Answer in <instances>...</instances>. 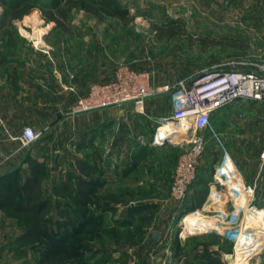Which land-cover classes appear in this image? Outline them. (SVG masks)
I'll return each instance as SVG.
<instances>
[{
    "label": "rangeland",
    "instance_id": "1",
    "mask_svg": "<svg viewBox=\"0 0 264 264\" xmlns=\"http://www.w3.org/2000/svg\"><path fill=\"white\" fill-rule=\"evenodd\" d=\"M119 1L128 9L127 15L134 17L130 22L113 17H106L102 21L84 10H75L68 30L55 28L45 36L49 22L43 18L41 10L36 9L22 19L23 23L29 25L17 21V25L7 26V34L20 32L34 49H43L50 66L66 71L62 78L68 76L70 86L77 76L74 70L80 65L86 71L84 77L87 79L99 74L105 66H110L113 74L121 65L149 71L151 83L159 88L166 83L177 84L203 71L217 67H243L245 63L260 61L264 57V0H257L254 11L243 6L235 10L223 9L217 7L218 0ZM28 19L31 21L27 22ZM170 28L176 34L169 37L167 31ZM88 71L93 72L90 77ZM150 105L156 106L155 118L158 121H153V117L133 121V116H129L130 123L126 126L120 124L111 130H99L98 137H95L97 139L93 141L97 152H94L91 139L83 138V133L76 138L74 128H70L73 119L61 122L54 140L42 144V133L34 142L39 146L46 145L51 155L43 161L48 167L42 180L46 195L56 199L54 186L64 183L72 169L79 173L77 161L86 159L90 162L100 161L104 168L106 181L99 191L103 202L118 203L114 211L101 213L102 209H97L96 214L103 217L101 225L85 220L78 224L77 233L68 235L65 248L81 241L92 247L90 252L64 263L51 264H197L196 254L204 243L209 244V249H215L216 244L221 245L225 249L221 254L222 264H231L229 254L233 253V246L219 238L214 231H198L200 233L190 234L181 240L179 238L180 229L184 228L183 213L188 205L194 203L195 189L204 188V183L191 187L183 202V211L174 209L168 213L167 209H163V205L170 204L175 165L186 147L179 144L178 137L175 142H166L163 146L154 147L148 143L151 135L167 122L164 119L172 113L166 96L159 94L151 99ZM240 115H233L234 119L222 129L224 132L221 129L218 132L239 167L241 165L251 173L261 169L256 203L264 208V106L246 117ZM158 116H161L160 119ZM206 136L209 142L200 170L205 180H212L211 173L221 153L208 132ZM80 140L82 144H79ZM147 146L154 148L147 150L141 159L132 157ZM12 157V154L1 153L0 165ZM125 157L129 162L136 163L126 174L124 167L116 170L117 164ZM20 167L22 171H28L27 166L25 168L21 164ZM109 167H112L110 172L107 171ZM242 173L249 182L250 179ZM210 182L202 206L195 209L203 210L204 214L221 207L210 204L204 209L211 193ZM150 202L157 203V206L140 213H126L130 205ZM221 204L224 205L223 200ZM209 208L211 211H208ZM145 213L153 215L149 223L140 219ZM128 217H132V223H128ZM119 221H126V225L120 226ZM28 227L27 216H14L0 209V264H40L41 253L37 251L39 242L20 241ZM158 229L164 232L161 242L153 240V233ZM185 231L190 233L184 228L183 236L186 235ZM250 263L264 264V250L252 259L245 256L239 259V264Z\"/></svg>",
    "mask_w": 264,
    "mask_h": 264
},
{
    "label": "built area",
    "instance_id": "2",
    "mask_svg": "<svg viewBox=\"0 0 264 264\" xmlns=\"http://www.w3.org/2000/svg\"><path fill=\"white\" fill-rule=\"evenodd\" d=\"M150 79L149 71L121 65L111 80L92 84L88 92L78 98L70 112L75 114L126 103L133 104L134 109L141 112L148 98L163 92L170 94L172 113L164 120L176 122L178 131L174 130L173 134L178 135L179 144L186 147L175 165L170 200L182 205L196 183L209 142L206 136L208 132L221 153L214 165L210 188H216L217 197L222 198L224 205L212 213L204 214L216 221V226L206 232L214 231L231 243L234 251L229 255L235 256L241 248L244 256L252 259L264 250V225L256 226L257 218L249 219L248 215L264 208L256 203L257 185L246 181L211 117L216 110L240 101L264 103V57L260 61L245 63L243 67H217L203 71L174 85L166 83L161 88L155 87ZM161 126L152 143L162 145L175 142L173 137H158ZM41 134L34 127L25 126L21 134L22 146H30ZM183 229H180V238L200 233L190 232L183 236ZM244 233L255 235L257 240L248 245H239Z\"/></svg>",
    "mask_w": 264,
    "mask_h": 264
},
{
    "label": "crops",
    "instance_id": "3",
    "mask_svg": "<svg viewBox=\"0 0 264 264\" xmlns=\"http://www.w3.org/2000/svg\"><path fill=\"white\" fill-rule=\"evenodd\" d=\"M256 3L257 0H218L217 7L235 10L243 6V8L254 11L257 8ZM22 19H15L11 24L17 25L18 21L20 24L26 25L27 23H23ZM38 20L37 22H39ZM30 21V19L27 20V22ZM48 22L50 27L44 31L45 36L50 32L49 30L55 29V22ZM11 24L7 26H11ZM7 26L0 28V159L1 153H9L13 157L8 159L5 164L0 165V174L12 171L20 167L21 164L27 168L28 164L25 162V158L28 155L36 157L39 161L51 157L46 145L39 146L38 143H33L30 146H22L21 134L25 126L30 125L44 133L41 138V142L44 144L52 139L54 140L53 137L59 132L62 121L73 119L70 128H74L76 138L83 133V138L91 139V144H93V141L97 139L95 137L99 135V130H111V128L120 124L126 126L130 123L129 116H133V121L145 120V118L150 117H153V121H158L155 118L157 117L155 115L156 106H151L150 102L159 94L167 97L172 109L170 94L163 92L148 98L141 112L136 111L133 104L126 103L122 106L71 113L70 110L76 104L78 98L85 95L92 84L107 82L113 78L114 74L110 66H105L99 74L87 79L84 77L86 71L80 65L74 70L77 76L72 82V86H70L68 76L62 78L65 76L66 71L62 68L50 66L48 56L43 49H34L30 41L26 40L20 32L14 35L7 34ZM88 72L90 77L93 72ZM262 106H264V103L261 102L240 101L216 110L212 114L211 120L215 127L219 128L216 129L220 131L234 119L232 118L233 115L241 114V117H246L257 112V108L259 109ZM58 112L61 113L60 116H58ZM114 112L116 115H113ZM160 117L158 116L159 119ZM104 131L102 130V132ZM102 132L100 133L101 136L103 135ZM154 135V133L151 135L148 143L155 147L158 145L152 143ZM79 144H82V140L79 141ZM93 145L94 152H97L98 148L95 147V144ZM57 159L59 161L58 155ZM129 163V160L125 157L124 161L122 160L121 163L117 164L116 170L123 167L126 170ZM240 167L246 178L250 179L249 183L257 185L261 176V169L251 173L241 165ZM111 169L112 167H109L107 171L110 172ZM169 203L163 205V209H167L166 212L168 213L172 212L177 206L170 199ZM158 230L162 233L161 242L162 239L164 240V232L162 229ZM215 250H219V244H216Z\"/></svg>",
    "mask_w": 264,
    "mask_h": 264
},
{
    "label": "trees",
    "instance_id": "4",
    "mask_svg": "<svg viewBox=\"0 0 264 264\" xmlns=\"http://www.w3.org/2000/svg\"><path fill=\"white\" fill-rule=\"evenodd\" d=\"M0 5L2 6L0 28L10 25L15 19H22L36 9L41 10L44 19L54 21L55 28L64 30L69 29V23L75 10H84L102 21L106 17H113L127 23L134 18L127 15L128 9L119 0H0ZM167 33L169 37L176 34L172 28L168 29ZM147 150L151 151L153 148L147 146L138 153H134L132 157L141 159ZM25 162L28 164L27 172L18 167L0 174V209H5L14 216H27L29 220V227L20 237L21 243L39 242L40 246L37 251L41 253L40 264L64 263L70 258L90 252L92 247L86 242L78 241V244L69 248L65 246L68 235L77 233L78 224L82 221L102 224L103 217L96 214L97 209H102L101 213H104L118 208V203L105 204L99 193L106 181L103 177L105 171L100 161L90 162L86 159H79L77 165L80 172L77 173L72 169L64 183L54 186L53 194L57 196L56 199L51 195H46L42 187L47 165L32 155H28ZM135 164L131 161L124 174L132 170ZM201 174L200 170L194 185L200 186L204 183L205 187L195 189L194 203L188 205L186 209L184 204L175 207L181 211L185 209L183 215L201 207L209 191L210 180H205ZM156 206L157 203L153 202L130 205L126 213H140L154 209ZM140 219L144 223H149L153 215L145 213ZM126 220L128 223L133 222L132 217ZM125 222L119 221L118 224L124 226ZM224 250L221 245L219 250L209 249V244L204 243L202 249L196 254L198 263L222 264L221 254Z\"/></svg>",
    "mask_w": 264,
    "mask_h": 264
},
{
    "label": "bare ground",
    "instance_id": "5",
    "mask_svg": "<svg viewBox=\"0 0 264 264\" xmlns=\"http://www.w3.org/2000/svg\"><path fill=\"white\" fill-rule=\"evenodd\" d=\"M168 124L173 125V124H176V122L170 120L166 122L163 126H161V129L158 132V137L159 138L173 137V140H176L175 138L179 136L173 133H174V130L178 131V128L177 126H170ZM217 196L218 195L215 191V187L213 186L204 209H207L210 204H218L219 206H222L221 204L222 198L221 197L218 198ZM248 218L249 219L257 218L255 221V225L259 227L263 226L264 225V209L257 210V213L255 214L250 213L248 215ZM182 222L184 224V228L188 232H193V231L204 232L216 226V221L214 220V218L205 216L203 213V210H200V209L189 212L188 214H185L184 218L182 219ZM256 240H257V237L255 235L253 236V235L244 233L240 239L239 245H248L250 243L255 242ZM240 257H244V254L242 253L241 248L237 250L236 257L230 256V258L232 259L231 264H239ZM250 264H256V263H250Z\"/></svg>",
    "mask_w": 264,
    "mask_h": 264
},
{
    "label": "water",
    "instance_id": "6",
    "mask_svg": "<svg viewBox=\"0 0 264 264\" xmlns=\"http://www.w3.org/2000/svg\"><path fill=\"white\" fill-rule=\"evenodd\" d=\"M61 115V113L60 112H58V116H60ZM164 144V143H163ZM161 231L160 230H155L154 231V233H153V240L154 241H158V240H160V238H161Z\"/></svg>",
    "mask_w": 264,
    "mask_h": 264
}]
</instances>
